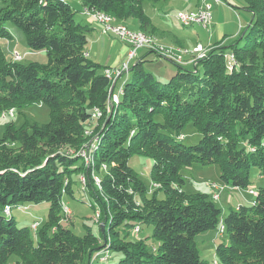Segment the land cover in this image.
<instances>
[{
    "label": "trees",
    "instance_id": "1",
    "mask_svg": "<svg viewBox=\"0 0 264 264\" xmlns=\"http://www.w3.org/2000/svg\"><path fill=\"white\" fill-rule=\"evenodd\" d=\"M79 1L83 10L105 12L127 27L132 18L148 33L153 25L145 3L168 0ZM243 8L252 20L242 44V37L208 44L195 63L173 62L177 70L167 80L136 61L107 113L113 81L86 55L91 27L75 19L70 2L0 0V39L12 38L5 26L12 23L47 58L13 61L0 44V112L33 104L49 109L45 123L6 118L0 136V264H205L194 238L207 230L219 235L220 224L227 240L216 245L212 264H264V187L255 188L254 203L226 214L210 195L182 190L181 170L195 162L217 165L229 187L247 188L251 167L264 175V59L258 54L264 53V0H243ZM228 51L239 62L233 70L226 66ZM94 107L100 115L91 122ZM188 123L201 134L191 145L180 138ZM61 147L68 148L54 152ZM134 154L152 160L151 192L128 165ZM83 172L81 190L95 199L89 204L104 223L98 234L89 228L76 234L60 223L68 207L63 195L74 193L71 174ZM43 201L49 203L44 220L19 227L10 216L12 206ZM142 225L152 226L154 251L144 239L127 238ZM111 251L121 257L110 261Z\"/></svg>",
    "mask_w": 264,
    "mask_h": 264
},
{
    "label": "rangeland",
    "instance_id": "2",
    "mask_svg": "<svg viewBox=\"0 0 264 264\" xmlns=\"http://www.w3.org/2000/svg\"><path fill=\"white\" fill-rule=\"evenodd\" d=\"M72 6V8L76 11L75 12V19L81 23H86L87 18L86 15L81 14L82 4L79 0H68ZM212 1V0H208ZM225 5L214 4L212 8V23L209 29L203 28L200 25H190L184 26L181 24L180 20H178L176 13L179 10H189V7L184 6L183 0H168L163 1L160 3L155 4L153 7L150 3H145L144 9L148 14H155L154 20L157 21L156 24L162 25L165 27H169L170 29H174L176 31H181L185 34L193 35V39L200 41L201 44H206L209 40V35L212 33L214 34V39L219 38L220 35V26L222 25V29L224 32V37L226 41V45H229L234 39L238 37L241 38L245 31L247 32V23L251 22L252 20V13L243 8V0H222ZM196 0H193V3ZM192 3V2H191ZM229 4L235 6L230 7ZM218 5V6H217ZM193 8V7H192ZM159 10V11H158ZM164 13H167V16H164ZM246 15V16H245ZM6 28L12 34V38L7 39H0V44L2 49L5 52V56L8 59H11V55L13 51H18L19 53H24L23 57L20 59L22 63L28 64L32 61H37L41 64L46 62V53L43 51H32L27 43L24 36V33L16 27L12 23H6ZM132 26V25H131ZM133 28V26H132ZM131 28V29H132ZM135 30V29H134ZM137 30V29H136ZM143 32V31H142ZM148 34V33H146ZM149 35V34H148ZM210 35V37H211ZM152 36V35H150ZM153 37V36H152ZM156 39L155 37H153ZM242 44V39H239L237 43ZM197 44V43H196ZM196 44L193 47H180L181 49L193 50L196 47ZM200 44V45H201ZM202 44V46H203ZM255 43L254 45H256ZM203 48H209V46ZM173 48V47H172ZM176 49V48H173ZM154 51H158L154 49ZM155 55L154 62L152 65H148L146 62L144 63V67L150 71L156 78L161 80H167L172 74H174L177 70V65L172 61L168 60L167 58H163L158 56V54L151 52ZM261 50L258 49L259 57L264 59V53L261 54ZM12 60V59H11ZM161 63V66L157 64ZM128 74H124L123 77L118 78V81L114 87L113 94L115 95L118 92V89L122 87L124 80ZM124 78V80L122 79ZM113 81V78H111ZM112 105V107H111ZM109 108H106L107 113L111 111V109L116 106V104L111 102ZM13 109V108H10ZM8 109V110H10ZM2 110L1 112H3ZM0 112V113H1ZM4 113V112H3ZM13 113L15 114L14 117L11 119L16 125H20L25 119H28L29 123L32 121H36L38 123H45L49 120V109L46 105H37L33 104L30 106L25 107L22 110H14ZM2 114V113H1ZM0 114V136L2 135L5 122L10 120L6 119L8 117L1 118ZM184 135V136H183ZM201 134L196 131V129L192 126L191 123H188L184 129L182 130V135H180L181 142L185 145H191L198 142L200 139ZM68 147H61L57 148L54 152L64 153ZM50 153V152H49ZM53 154V153H52ZM87 159V156L86 158ZM85 165V164H84ZM128 165L132 168L139 176L143 184L149 188L151 185L150 179V170L152 168V160L149 157L134 154L128 160ZM86 166V165H85ZM87 167V166H86ZM183 175L184 183L182 185V190L186 194H193V193H204L207 195L211 194V191L208 189L207 182L208 181H216L221 182L219 178L220 169L217 165H201L200 163H192L189 167H184L181 170ZM260 169L257 167H251L249 170V180L250 186L253 188L264 187V177H261ZM87 175L83 172V174L72 173L71 178L74 180V184L72 186L73 189V196L69 194L63 195V200L66 202L67 206L70 208L69 213L64 212L66 215H62L60 219V223L65 226L66 228H71L73 232L76 234H84L86 232V228H89L91 232H95L98 234V226L103 225V222H98L96 219L98 218L96 215V209L90 206L89 202L95 204V199L89 195L86 191L83 192L81 190L80 183L78 181L79 176ZM264 176V175H263ZM92 177V175H91ZM86 179V178H85ZM93 179V177H92ZM94 181V179H93ZM223 189H227L224 188ZM222 190L221 193L224 191ZM241 195L245 196L246 200L242 201V205H249L255 197L248 194L246 188H240L238 190ZM227 190L224 191L226 193ZM220 193V195H221ZM87 194V196H86ZM226 194L221 195L217 200H213V203L221 209L222 214H226L230 209L235 207V203L229 205V203L225 202L224 197ZM164 194L162 191L157 193L158 198H163ZM26 208L18 209L16 206L11 207V217H13L15 224L17 226H30V223L35 219L44 220L47 215V210L49 203L46 201L40 203H24ZM228 206H231L228 207ZM3 210V209H2ZM3 212V211H2ZM4 214V213H3ZM55 228H51L49 231H54ZM130 235H128V239H144L145 243L147 244L150 251H154V247L157 245L156 239L151 237L152 234V226L149 225H142V229H140L137 236L132 234V228L129 229ZM219 234V233H218ZM196 247L199 251L200 259L205 264H212L213 260L215 259V247L217 244L225 242L227 240L226 234H219L217 235L215 230H207L201 232L195 236ZM213 239V240H212ZM100 252V256L103 257L102 253ZM107 256V254H105ZM110 261H116L121 257V253L112 251L109 253ZM105 258V257H104ZM16 258L12 257L9 260V263H13Z\"/></svg>",
    "mask_w": 264,
    "mask_h": 264
},
{
    "label": "crops",
    "instance_id": "3",
    "mask_svg": "<svg viewBox=\"0 0 264 264\" xmlns=\"http://www.w3.org/2000/svg\"><path fill=\"white\" fill-rule=\"evenodd\" d=\"M199 1L200 0H196V2L193 3V0H183V4H184V6H187V7L190 6L189 10H191V9L196 8V6L199 4ZM220 5H225V3L223 2ZM152 6L155 7V5H152ZM229 6L235 7L231 4H229ZM150 16H151L153 26H148L144 30L146 32L150 33L149 35H152L153 37H155L157 43H161L160 45L163 44L167 47H173L176 49H181V48H179V46L180 47L186 46V47L191 48L196 43H201L200 41L194 40L193 35L185 34L181 31H176L175 28L170 29V26L164 28V26L156 24L157 21L154 20V17H156L155 14L154 15L151 14ZM164 16L166 17L167 13H164ZM88 17H89V15H86L87 23H89L91 30L87 33V42L85 44L86 55L90 59H92L93 61L98 62L105 67H109V68L118 67L122 62H124L126 60V54L128 51L127 44L118 40L116 37H114L111 34L102 33L99 25L96 22H94L93 20H91L90 17L89 18ZM126 24L128 26H130L131 28L133 26L134 29H138V23L132 18L128 19ZM248 24H249V22L247 23V25ZM211 25H213V23H211ZM222 25L223 24L218 25V26H220V32H221L219 35V38L214 39V37H213L214 34L212 33V35L210 34L211 37L209 35V40L207 41V43L206 44L202 43V44L208 45L211 43L220 42V44L226 45L224 32H222L223 31ZM151 52H149L146 49H139L137 52L136 58H134L130 62V66L138 60L142 61L143 66H144L145 62L148 65H152L154 62L153 60L155 58V55ZM158 56H161V55L158 54ZM185 58L189 59L190 56H185ZM186 63H189L188 60ZM157 65L161 66V63H158ZM122 79L124 80V78H122ZM117 81H118V79H117ZM117 81H116V83H117ZM116 83H115V85H116ZM261 177H264V176L261 175ZM248 187H250V185ZM208 189L210 190L209 187H208ZM225 190H227L226 193H224ZM225 190L221 193V195L226 194L224 197V199H225L224 201L229 203V205L235 203V207L233 209H237V207L242 203V201L246 200L245 196L241 195V193L238 191V190H240L239 187H234L232 189L227 188ZM221 195H220V199H221ZM228 207L231 208V206H228Z\"/></svg>",
    "mask_w": 264,
    "mask_h": 264
},
{
    "label": "built area",
    "instance_id": "4",
    "mask_svg": "<svg viewBox=\"0 0 264 264\" xmlns=\"http://www.w3.org/2000/svg\"><path fill=\"white\" fill-rule=\"evenodd\" d=\"M223 3L222 0H216V1H208V0H200L199 4L196 6V8L191 10H179L176 13V16H180L181 19L200 23V26L206 29H209L211 23H212V8L214 4H221ZM81 13H86L90 16L91 20L96 22L102 33L105 34H111L114 37H116L118 40L124 42L128 46V51L126 54V60L122 62L118 67L114 68V75H113V83L115 85L118 78L123 77L124 73L128 70L130 66V62L136 58L137 52L139 49H146L153 51L159 55H161L163 58H167L168 60H171L178 64H185L188 60V62L195 63L197 59H200L204 53H196V48L193 50L188 51H178V52H171L168 51L165 48V45L162 44V51H154V44H161V43H144V34H138L136 31L130 29V27H126L123 25H120V22H107V20H100L98 18H94L93 11H86L81 9ZM208 50V49H207ZM206 50V51H207ZM205 51V52H206ZM11 59L13 61H17V57H20L21 55H24V53H19L18 51H14V54H10ZM185 56H190L189 59H185ZM225 61L230 62V69H234L238 67L239 62L237 61L236 57L231 54L230 51L225 53ZM105 67L103 71H106ZM119 90V89H118ZM116 100V94L114 95L112 92L110 93V96L108 98V104L110 106V101ZM97 113L96 107L93 108L90 121L92 122L94 115ZM14 113H11L10 116L6 118H12L14 117ZM5 118V119H6ZM91 144V141L87 143ZM87 146L85 147L83 154L85 155V152L87 151ZM207 186L211 190V198L214 200V194H218V186H225V183L216 182V181H208ZM149 192H151L153 189H155L154 186H149ZM247 191H249V194L253 197H256L257 191L253 187H247ZM131 192V190H130ZM254 203V200H252ZM17 208L19 205L16 206ZM5 206L3 207V209ZM70 209V208H69ZM3 211V210H2ZM31 228L33 230V224H31ZM140 231V228L136 230L134 233V236H137Z\"/></svg>",
    "mask_w": 264,
    "mask_h": 264
},
{
    "label": "bare ground",
    "instance_id": "5",
    "mask_svg": "<svg viewBox=\"0 0 264 264\" xmlns=\"http://www.w3.org/2000/svg\"><path fill=\"white\" fill-rule=\"evenodd\" d=\"M212 1H216V0H212ZM86 9H87V8H86ZM86 11H93L94 18H98V19H100V20H107V22H117V20H116L114 17H112L111 15H109V14H107V13H105V12L98 11V10H88V9H87ZM84 14H86V13H84ZM86 15H88V14H86ZM89 17H90V16H89ZM89 17H88V18H89ZM177 18H178V20H180L181 24L184 25V26H190V25H194V24H196V25H200V23L191 22V21H187V20L181 19L180 16H177ZM120 25L126 26V25H124V24H122V23H120ZM126 27H127V26H126ZM130 29H131V28H130ZM132 30H134V29H132ZM134 31H136L138 34H144V43H157L156 39H154L152 36L146 34L145 32H142V31H140V30H136V29H135ZM165 48H166L168 51H171V52L187 51V49H173L172 47H167V46H165ZM195 48H196V53H204L203 56H204L205 53H206L205 51L208 49V48H203V46L200 45V44H197ZM154 49H157L158 51H162V45H160V44H154ZM12 54H14V51H13ZM231 54H232V53H231ZM232 55H233V54H232ZM203 56H202V57H203ZM233 56H234V55H233ZM22 57H23L22 55H21L20 57H17V61L20 60ZM226 66H227L228 68H230V62H226ZM128 70H129V68H128ZM128 70H127L125 73H127ZM104 74L108 75L109 78H113V75H114V68H106V71H104ZM11 113H13V109H10V110H8L7 112L2 113V114H1V118L6 117V115H7V116H10ZM99 115H100V112H99V110H98L97 113H96V116H99ZM96 116H95V117H96ZM83 151H84V150H83ZM83 151H81V152H82V155H83V157L86 158V155H87L86 153H87V152H85V155H84V154H83ZM79 155H80V154H79ZM87 158H88V157H87ZM156 186H158V185H156ZM224 188L232 189V188H234V187H229V186L225 185ZM222 190H224V189H223V186H218V194H214V200H217V199L219 198L220 193H221ZM247 192H248V194H249V191H247ZM7 210H8V209H7ZM64 210H65V212H67V213L70 212L69 208L66 207V206H64ZM34 227H35V226H34ZM137 229H138V227H135L134 230L136 231ZM218 233H219V234H223V233H224V226H223L222 224H220V226H219V231H218ZM214 262H215V261H214Z\"/></svg>",
    "mask_w": 264,
    "mask_h": 264
},
{
    "label": "water",
    "instance_id": "6",
    "mask_svg": "<svg viewBox=\"0 0 264 264\" xmlns=\"http://www.w3.org/2000/svg\"><path fill=\"white\" fill-rule=\"evenodd\" d=\"M113 87H114V83L111 84V86H110V88H109V94L112 92ZM101 230H103V225H101Z\"/></svg>",
    "mask_w": 264,
    "mask_h": 264
}]
</instances>
